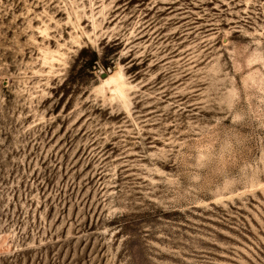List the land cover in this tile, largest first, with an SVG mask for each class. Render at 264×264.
Wrapping results in <instances>:
<instances>
[{"label":"rangeland","instance_id":"374dc122","mask_svg":"<svg viewBox=\"0 0 264 264\" xmlns=\"http://www.w3.org/2000/svg\"><path fill=\"white\" fill-rule=\"evenodd\" d=\"M0 264H264V0H0Z\"/></svg>","mask_w":264,"mask_h":264},{"label":"bare ground","instance_id":"6f19581e","mask_svg":"<svg viewBox=\"0 0 264 264\" xmlns=\"http://www.w3.org/2000/svg\"><path fill=\"white\" fill-rule=\"evenodd\" d=\"M115 70V69H114ZM119 67L116 68V70L108 75H102L101 82V88H107L111 90L112 92L118 93L120 95H124V91L126 89V84L123 81V78L119 74Z\"/></svg>","mask_w":264,"mask_h":264},{"label":"water","instance_id":"95a60500","mask_svg":"<svg viewBox=\"0 0 264 264\" xmlns=\"http://www.w3.org/2000/svg\"><path fill=\"white\" fill-rule=\"evenodd\" d=\"M103 75V74H102ZM101 76V75H100Z\"/></svg>","mask_w":264,"mask_h":264}]
</instances>
